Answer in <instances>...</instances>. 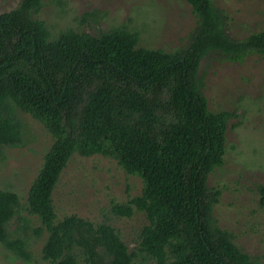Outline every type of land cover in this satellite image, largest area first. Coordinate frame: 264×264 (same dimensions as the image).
I'll return each instance as SVG.
<instances>
[{"label":"trees","instance_id":"1","mask_svg":"<svg viewBox=\"0 0 264 264\" xmlns=\"http://www.w3.org/2000/svg\"><path fill=\"white\" fill-rule=\"evenodd\" d=\"M186 1L197 25L176 52L139 47L138 35L128 32L103 39L64 33L52 40L36 18L41 0H21L0 15V146L22 143L17 109L53 137L28 197L30 212L51 232L48 264H79L66 241L76 220L56 223L53 199L76 154L111 157L143 179L142 193L126 203L113 201L112 212L146 214L140 248L154 264H255L213 220L221 191L208 179L226 154L225 123L222 114L209 111L199 73L211 53L237 62L264 54V28L234 40L214 0ZM19 202L15 192L0 190V242L26 257L25 242L8 240L5 231ZM95 232V242L115 255L114 264H133L135 254L115 229L101 225Z\"/></svg>","mask_w":264,"mask_h":264},{"label":"rangeland","instance_id":"2","mask_svg":"<svg viewBox=\"0 0 264 264\" xmlns=\"http://www.w3.org/2000/svg\"><path fill=\"white\" fill-rule=\"evenodd\" d=\"M21 0H0V15ZM228 17L226 30L242 40L264 28V0H214ZM36 18L43 21L51 39L64 33L103 39L116 32L136 33L139 47L164 52L185 48L197 25L186 0H41ZM208 109L222 114L226 154L209 176L208 186L221 191L213 207L216 226L231 233L234 243L255 264H264V54H249L242 62L211 53L200 66ZM23 124L22 143L0 146V190L20 198L15 216L5 225L8 240H22L28 256L21 257L0 242V264H48L45 248L51 232L30 212L31 185L43 166L53 137L45 126L17 109ZM143 179L128 174L118 162L102 155H74L53 194L56 223L76 220L66 238L79 264H114L115 255L97 244L95 229L107 225L117 231L133 264H154L141 250V232L149 224L144 212L132 217L112 212V202L126 203L140 195ZM81 221L93 226L90 231Z\"/></svg>","mask_w":264,"mask_h":264}]
</instances>
